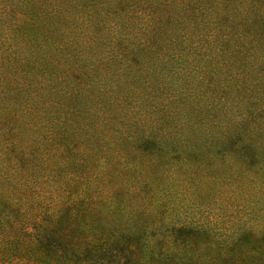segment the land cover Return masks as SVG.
Returning <instances> with one entry per match:
<instances>
[{"label": "rangeland", "instance_id": "1", "mask_svg": "<svg viewBox=\"0 0 264 264\" xmlns=\"http://www.w3.org/2000/svg\"><path fill=\"white\" fill-rule=\"evenodd\" d=\"M32 1L0 15L26 4L21 83L47 76L61 108L33 130L0 86V264H264V0H71L82 35ZM66 115L60 159L40 134Z\"/></svg>", "mask_w": 264, "mask_h": 264}, {"label": "trees", "instance_id": "2", "mask_svg": "<svg viewBox=\"0 0 264 264\" xmlns=\"http://www.w3.org/2000/svg\"><path fill=\"white\" fill-rule=\"evenodd\" d=\"M68 1L71 0H47V6H44L42 0H40V2L32 1L29 3L31 7V9L29 10H32V13L34 10L37 11L39 10L42 12L44 11L45 14L41 15L42 20L43 22L45 21L46 23H49V25H52V28L53 27L55 28L54 31L56 30L60 31L62 26L63 27L67 26L66 29L73 30V32H75L77 35L85 34V30H80L79 27L77 28V26H72L77 21V17L75 15L74 16L67 15V12H71L69 7L73 6V1L71 2ZM21 5L22 6L20 8L17 6H11L10 9L5 8V10H3L4 12L3 16L0 15V27L3 29V31H5L3 35V39L0 40V68H2L1 70L2 73H0L1 74L0 86H6L9 84L12 90L14 92H17V95L21 96L25 100V104L22 110V115L12 116L11 114L8 113L10 115L11 120L18 122L20 119V121H23V123L26 126L33 127V130L36 129L40 130V127L38 126L40 125V122L35 124V122L31 120L32 119L31 117H33L36 113V107H34L36 103L39 102L40 104H43L44 105L43 108L45 110H48L49 106L51 105L52 108H61V104L59 102H56V100L54 99L57 97L56 94H58L57 93L58 90L56 88L57 85L51 83V80L47 76L43 75L40 77L41 79L37 80V85L35 89L32 88L33 84L30 83L32 81H23L24 83H21L22 81L20 80V78H28L31 80V78L28 77L29 75L26 76V72H24L26 67L23 66L24 63L23 61L28 60L32 64V66L34 67L37 66L36 65L37 60L34 58V62H32V58L25 55L26 48L24 49L23 45L15 40L14 36L12 35V31L9 30V28H12L13 30H20V25L16 22V20L19 18L18 11L20 9H23V6H25L26 4H21ZM86 11L90 19L94 17L89 9ZM8 21L11 22L10 23L11 26L9 28L7 25L9 24ZM100 23H102V21L98 22V25H100ZM98 25L96 26V28L98 27ZM110 27L111 26H109V29ZM50 29L51 28H48V30ZM92 37L93 35L91 36V39L93 40ZM42 44H40L39 42H35V47L39 48V50L41 51ZM88 46H90V44ZM84 75H87L85 71H84ZM118 76L120 77V74H118ZM34 77L38 78L36 76ZM59 81L60 82L64 81V78H62V80ZM87 83L82 84L78 82L79 84L78 90H75L76 85L74 86L68 85L69 87H72V92L68 94L66 90L65 96L66 97L69 96L71 98L73 93H75V95H78L80 90L83 89L86 85H88ZM118 99H120V101H118L120 103L123 102L124 100V99L122 100V97H119ZM44 109L42 110L43 112L45 111ZM161 110L163 112H166V108L164 107L161 108ZM71 119L72 118H70L69 115H66L65 117L62 118L60 116H51L49 120L50 130L40 134L41 135L40 139L42 140V142L47 141V144L49 146L53 145L52 147L55 148L53 152L54 153L56 152L55 155L60 159L65 158V152L64 150H61L65 147L68 148L69 152L71 153L74 154L75 152L77 154L79 153L77 151V148H75V143L77 142V135L73 127H76V125L74 126L75 124L73 123L74 119L73 120ZM120 121H122L123 122L122 124L125 125L124 120H120ZM51 128L53 130H51ZM71 128L73 129L72 133L70 132ZM2 143L5 144V146L9 151H11V149H14V152L17 151L19 153L21 152L20 147L22 146L21 144L23 142L21 141L20 138L14 139L8 136L4 138ZM161 143H162L161 141L157 142V146L159 148L160 147L163 148V146H161ZM76 167L78 169L77 168L74 169L73 173H78L77 171L79 170V165H77Z\"/></svg>", "mask_w": 264, "mask_h": 264}]
</instances>
